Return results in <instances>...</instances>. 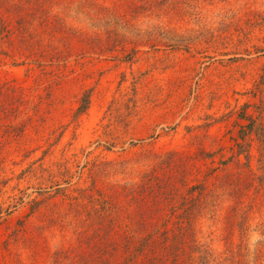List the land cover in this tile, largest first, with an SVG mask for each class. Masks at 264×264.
<instances>
[{
    "label": "rangeland",
    "instance_id": "rangeland-1",
    "mask_svg": "<svg viewBox=\"0 0 264 264\" xmlns=\"http://www.w3.org/2000/svg\"><path fill=\"white\" fill-rule=\"evenodd\" d=\"M24 13L41 17L38 54L0 42V87L27 100L0 106V264H119L124 232L199 182L219 197L194 222L207 252L195 263L264 264V0H40ZM103 199L113 208L93 212Z\"/></svg>",
    "mask_w": 264,
    "mask_h": 264
},
{
    "label": "trees",
    "instance_id": "trees-1",
    "mask_svg": "<svg viewBox=\"0 0 264 264\" xmlns=\"http://www.w3.org/2000/svg\"><path fill=\"white\" fill-rule=\"evenodd\" d=\"M39 2L40 0H0V42L5 40V43H8L13 52L23 54V51L27 52L35 48V54H38L36 46H39L41 41L38 38L37 31L31 30L30 24L32 25V23L30 22L32 20L38 21L41 17L35 14L33 18L30 16V19H28L24 12L27 5H37ZM4 12L16 18V26L3 17ZM63 29L64 32L72 34L73 37L78 39L82 36V34L76 33L73 29ZM3 51L5 52V50ZM55 61L60 60L51 58V65ZM41 65L39 67H42ZM25 97L26 95L22 90L0 87V106L3 105V100L9 102L12 106L19 102V106H21L27 101ZM81 103L79 112L84 111L88 107V97H84ZM38 105L37 103V108ZM19 106L12 108L20 111ZM251 126V129L250 127L249 129L250 132H253L255 121L252 120ZM260 132L263 133L262 144L264 145V129L260 130ZM256 133L259 135L258 130H256ZM243 134L247 136L250 133L244 129ZM238 146L240 153H244L243 146L240 144ZM217 170L218 167L212 168V173L209 176L217 177L218 175H215ZM224 178L220 186V189L223 190L222 193L229 195V197L234 196L235 194L228 192L227 188L233 186L237 180H235L234 176L229 175ZM184 185L186 186V184ZM168 190H166L167 192L164 191L166 197L164 200L167 203V212L169 214H159L155 222L150 221L146 225L147 228L144 233L136 232V234H130L124 232L122 241L119 244L120 252L122 251L119 264H166L169 261L170 264H196L194 259V254L196 253L201 254V260L206 258L204 254H207V252L203 251L194 238V222L202 212L208 209L210 201L213 202L214 198L217 199L219 197L218 193L210 189V186L204 182H199L190 187L186 186L184 191L182 187L178 186H173L171 190L170 188ZM112 208L113 205L103 199L101 210L96 208L93 212H107ZM162 212H165V210H162ZM96 249L97 252L101 251L100 247ZM116 251L112 247L110 254L108 250H106L105 254L115 256ZM107 264H111V261Z\"/></svg>",
    "mask_w": 264,
    "mask_h": 264
}]
</instances>
